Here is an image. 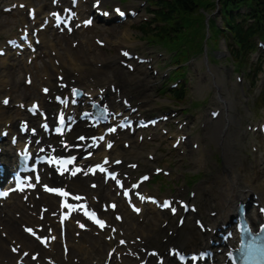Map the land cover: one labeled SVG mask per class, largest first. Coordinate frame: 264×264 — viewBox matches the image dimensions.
Segmentation results:
<instances>
[{"label": "bare ground", "instance_id": "1", "mask_svg": "<svg viewBox=\"0 0 264 264\" xmlns=\"http://www.w3.org/2000/svg\"><path fill=\"white\" fill-rule=\"evenodd\" d=\"M31 1V0H28ZM40 3H43L42 6L49 5V0H40ZM29 4V3H27ZM18 11V9H17ZM38 15V14H37ZM43 16V15H41ZM41 19V18H40ZM44 45L45 46H54L56 43H60L61 40L67 41V38H60L56 37V42L50 41L47 39L46 35H43ZM87 40H85L86 42ZM88 48L84 47L83 50L87 52V56L84 54V51L81 49L75 50L73 54H71V49L67 48V56L60 57V67L63 69V71L71 78H74L75 80H78L80 82L86 83L91 82L92 84L94 81L97 83H101V86L103 85V81L105 79V76L107 74L117 75L120 77V81H122L126 86L129 84V87L131 84L138 79L141 78H148L147 73L142 70H137L135 72V75L125 73L123 70L119 69V66H116V60L117 58L120 59V57L111 54V56H93L88 58ZM91 60H100L102 64L100 65V69L105 73L104 77L99 78V75L97 74V71L100 69L93 68L91 71L86 70V65L91 64ZM19 65L20 67H24V65L19 60H12L11 58H3L0 59V83H2L5 86H8L10 84L14 85L12 81V76L14 75L13 65L14 64ZM55 70V67L49 64H46L45 68L41 70L43 74H47L49 78H51L52 72ZM98 75V77H97ZM90 80V81H89ZM38 83H33V89L31 93L25 94L24 97L33 98L37 96L38 86L39 83L44 82L41 77L37 80ZM121 82V83H122ZM122 83V84H123ZM51 85H53V82H51ZM4 91V89H3ZM127 91V90H123ZM116 97V95H113ZM219 99H225L224 105H225V115L224 117L219 121L216 120L214 123L206 121L205 126L207 129L206 135L210 136L212 139H214L216 142H221L223 145V149L225 150V158L223 159L224 165H225V171L226 174L229 175L228 179L223 180L217 187V191L215 192V198L213 201H210V205H217L218 213L214 218H208L207 220L211 222L213 225L217 221L224 220L229 212L231 211L233 204L235 202V198L240 194L241 191H246L247 188H257L262 192V196L264 199V189L260 187V183L258 181V174L256 172L251 173L250 171H247L245 166L241 164V162L235 158L233 155V152L236 150L235 147L233 150H231V144L233 142V137L230 139L229 134L225 133L224 136H221L222 133V127L229 123V126L237 121L236 115L233 114V102L232 99H230L226 95L220 94L218 92ZM42 103H44V98H38ZM146 97H141V99L137 98L139 105L146 104V100L148 101L146 104V107L151 106V101L146 99ZM45 108H48V105H43ZM230 109V110H229ZM230 112V113H229ZM9 110L5 109L0 105V122L5 123V121H11L9 117ZM16 114L20 116V112L17 111ZM14 124H10V127L13 128ZM136 145V144H135ZM136 148H139L136 146ZM114 149H119L118 145H115ZM119 152L122 155L126 154V151H115ZM198 153V154H197ZM197 154L196 157V163L201 162V158L203 157V151L194 153V155ZM74 182H82V180L77 179L73 182H69V185L72 186ZM76 186V184L74 185ZM96 194L99 195L101 198L104 197V190L103 186L101 185L99 189L96 191ZM42 201L45 203H48V200L45 198H42ZM32 203L35 204L34 201ZM13 211L19 212L20 217L15 218L13 215ZM165 216H163V219ZM158 217L155 216L154 222L152 227L155 229L156 235H161L163 233V229L157 228V221ZM33 218L27 215V209L25 206L21 203H18L16 201H8L3 208L0 209V224L4 226V230L7 232L6 239H3L1 236L0 231V263L3 260H7V262H12L15 259V256L12 255L7 250V243L11 239H15L17 242L22 244V247L27 249L30 248L33 242L26 238L21 232L19 225L21 222L25 221H32ZM125 227H130L125 229V233L127 235H130L133 230H136L133 228V224H125ZM137 231V230H136ZM140 234H142L145 239L153 238V235L150 231L139 229L138 230ZM163 236V235H162ZM211 236L210 234L207 235H201L198 233L196 229H191L190 231H183L181 230V233L179 235V232H176L175 238L181 246H188V244L193 243V239L197 237V239H204L206 237ZM169 239V236L166 237V240ZM68 240L70 242L69 246V252L67 256H80L81 253L87 254L85 259L88 260L91 257L92 251L96 250V244L94 241L90 240L89 238L83 239V244L77 245L74 243V241L71 239L70 236H68ZM103 246L107 244H102ZM83 246L85 248L83 249ZM97 252L101 255L105 254V251L101 252L100 249H97ZM54 256L55 258L59 259L60 257H63L61 253H58L57 244L54 243L53 246L50 249V252L41 251L40 259H43V256ZM25 264H29V262H26Z\"/></svg>", "mask_w": 264, "mask_h": 264}, {"label": "snow or ice", "instance_id": "2", "mask_svg": "<svg viewBox=\"0 0 264 264\" xmlns=\"http://www.w3.org/2000/svg\"><path fill=\"white\" fill-rule=\"evenodd\" d=\"M95 3H96V6L99 7L100 0H95ZM20 7H24V5H20ZM115 12H116L119 16H121V17H124V16L126 15L125 11H123V10L120 9L119 7H117V8L115 9ZM102 14H103V15H109V13H107V12H104V13H102ZM33 15H34V13H33ZM53 15L56 16V20H57V24H58V25H59L60 23H62V21L60 20V15H59V13H53ZM84 24H85V26H91V25L93 24V21L89 19V20L84 21ZM77 27H79V25H77ZM62 30H63V29H62ZM67 30H68V31H71V30H72L71 25H68ZM39 42H40L39 40L36 41L37 44H38ZM9 43L12 44V43H14V42L9 41ZM33 51H35V49H33ZM3 54H5V53H4L2 50H0V55H3ZM121 54H122L123 57L131 58L130 53H129L128 51H123ZM125 66H126V67H129V68L132 67L131 64H127V63H126ZM60 79L63 80V77H61ZM28 82L31 83V80L29 79ZM60 87H67V85H65V84L62 83V84L60 85ZM43 91H44L45 94H47L50 90L46 87V88L43 89ZM70 95H71L72 97H75V96L78 95V91H77V89H76L75 87H73V88L71 89V91H70ZM55 100H56L57 102H60V103H68V100H67V99H65V98H63V97H61V96H59V95L55 97ZM8 103H9V100L6 98V99L3 101V104L7 105ZM71 103H72V104H76L77 101H76L75 99H72V100H71ZM125 103H127V101H125ZM91 106H92L93 108H96V107H98V103H97V102H93ZM30 110H31L32 112H34V113L37 112V111H38V105H37V104L32 105V108H31ZM103 111H104V112H107V111H108V109H107L106 106H105V108L103 109ZM90 115H92V114L89 113V112H87V111H84V113H83V116H84L85 118H88ZM214 115H217V114L214 113ZM65 119H66L65 114H64L63 112H61L60 115H59V125H60V126H58V127L55 128L56 133H58V134H63L64 127H65ZM72 119H73V118H72L71 116H68V117H67V120H68L69 122H71ZM150 123H151V124H155L156 121L153 120V121H150ZM141 126H147V125H141ZM43 127L47 128L48 125L45 124V125H43ZM120 127H122V128H123V127H130V125H129V124H122V125H120ZM21 130L27 131V130H28V124H27V123L22 124V125H21ZM31 131H32L33 134H35L36 129L33 128V129H31ZM116 131H117V128H116V127H109V128L107 129V132H108V133H115ZM78 139H79L80 141H85V140H87V139H89V138L86 137V136H84V135H80V136L78 137ZM91 139H92L94 142L97 141V140H99V141H103V140H105V137H104V136H100V137H98V138H97V137H91ZM13 142L15 143V139L13 140ZM178 145H179V141H177L176 146H178ZM93 146H96V145L94 144ZM63 147H64V149H68L69 147H71V145H69V144L66 143V142H63ZM107 147H108L109 149H111V148L113 147L112 142H109V143L107 144ZM39 151H40V152H43L44 149L41 148V149H39ZM88 155L90 156V155H91V152H89ZM85 158H87V157H85ZM36 159L38 160V159H40V158H39V157H36ZM76 159H77V158H76L75 156H70V157L67 158V159H64V158H62V157H57V156H50V157H48L47 160H46V165H54V166H55V171H56L57 173H59L60 175H63L65 172L70 171L67 167H64V165L72 164ZM108 163H109L108 159L105 158V160H104V162H103V165H107ZM115 163L120 164V163H122V161L117 160V161H115ZM103 165H102V164H96L95 166L88 168L86 171H85L84 169H81V168H79V167H76V168H74L73 170H71V175H72V176H76L78 173H81V172H83V174H85V175H87V174H89V173H91V174H96V172L99 171V172H101V173H106L109 179L114 180V181L116 182V184H118L121 188H123V187H124V184H123V182H122L120 179L117 178V174H116L115 172H110L109 169L106 168V167H104ZM131 167H136V165H131ZM31 171H32V172H36V169L33 168ZM155 171H156L157 174H159V173H161V172L163 171V169H159V168H158V169H156ZM165 174H167V173H165ZM140 179H141V183H142V182H144V181H148V180H149V176H148V175H144V176L141 177ZM34 180H35V183L32 182V181H33V176H32V175H29V176L27 177V181H26V182H25V181H18L17 183H18L20 186H19L18 188H16V189H13V190L24 191V185H25V183H26V186H27V187H30V188H33V189H34V188L36 187V184L41 182V176L37 173V174L34 176ZM92 186H93V187H96L95 184H93ZM140 186H141L140 183H134V184L131 185V188L136 189V188H139ZM44 189H45L47 192H49V193L55 194V195H57L58 197L63 198V200H62V205H61V206H62L63 208L68 209L69 211H68V213H66V214L62 217L61 222H63V219H67V218L71 215L72 210H75L77 213H82V216H83V217L87 218V220L92 221V222H93L94 224H96L99 228L104 229V228L107 226L105 220H103L102 218H100V217L98 216V214H97L96 211L89 210V206H88L86 203L76 204V203H71V202H69V198H71V200H73V201L80 202V201H84V200L86 199V197H84V196H82V195H79V194H75V195H73L70 191L65 190L63 187H50V186H48L47 184H44ZM3 195H4V196H7L8 193H4ZM124 195H125L126 197H129V191H125V192H124ZM137 195L139 196V199L142 200V201L145 200V199H148V200H151L153 203H158V204L160 205V207H162V208H169L173 214H175L176 211H177V207H176V206H173L174 201H172V200H164V201H162V202H159V201H156V200H155L154 198H152V197H147V198H146V197H144V196H142V195H139L138 193H137ZM129 203L131 204V198H130V197H129ZM175 204L179 205L180 207H182V208H183L184 210H186V211H188V210H194V208H190V206H189L187 203H185L184 201H175ZM116 207H117V205L114 204V203L111 205V208H112L113 210L116 209ZM132 207H133V210L136 211L137 213H139V212L141 211V209L138 208V207H136L134 204H132ZM116 219H121V217H120V216H117ZM77 223L79 224V227H80L81 229H85V228H86V224H85V223H81L79 220L77 221ZM181 223H183L182 220H181ZM200 223H201V226H202V222H200ZM26 231L29 232V233H31L33 236H35L36 239H38V240L41 241V243L47 244L48 239H49L48 237H43V238H41L39 235H37L36 232L33 231L32 228H26ZM113 231H115V229H113ZM51 239H55V237H51ZM120 243H121V244H124L125 241H124V240H121ZM13 251H18V249L14 248ZM109 255L111 256V254H109ZM150 255L158 256L159 254L156 253V252H153V253H151ZM203 255H204L203 253L201 254L200 257H197L196 255H193V256L191 257V260H192V261H196V260L202 258ZM23 256H24V257H28V256H29V253L24 252V253H23ZM36 258H37L36 256H32V257H31V259H33V260H35ZM180 259L182 260V259H184V257H180ZM21 264H23V261H21ZM159 264H163V261H160Z\"/></svg>", "mask_w": 264, "mask_h": 264}, {"label": "rangeland", "instance_id": "3", "mask_svg": "<svg viewBox=\"0 0 264 264\" xmlns=\"http://www.w3.org/2000/svg\"><path fill=\"white\" fill-rule=\"evenodd\" d=\"M209 17L212 18V15H209ZM207 21H208V15H207V17L205 19V23H207ZM126 30H128L131 33L129 37H126V40H125L126 42L133 41L135 43L145 44L144 41H142L140 38H137L138 32L136 30H134L132 27H127V28L124 27V28L120 29L119 31H121L123 33ZM203 32H204V35L206 36V33H207L206 27L203 29ZM121 35L122 34H119L118 36L120 37ZM112 37L113 36L111 34H109V38L108 39H112ZM204 44H205V40H204ZM97 52H98V54L101 53L100 50H98ZM104 53L108 54V51H105ZM214 54H216V57L214 56V59L221 58L223 60H219L218 62H224L225 56H219V54H220L219 49L214 51ZM209 58H210V61L213 59V57L211 55H209ZM195 60H196V64H195L196 69H194V71L192 73V77L194 79H195V76H196V72L200 73V72L204 71L206 69V66H208V64H209V62H207L205 60V56L203 54L197 55ZM252 70H253V72H258L257 69L256 70L252 69ZM218 74H219V77L226 82L227 88L234 94L235 107L237 108V110L240 113H241V111L245 112V110H246L245 109L246 108V104H245L246 99L248 98L249 102L252 103L255 100L256 91H252V93L249 95V97H246V99H245V98H243L242 93H241V91L238 88H233L232 87V84L234 83L232 81V76L222 75V74H220V72H218ZM197 86H195L194 89L189 91V93H188L189 100L190 101L191 100H194V101L195 100H199L202 97V95H198L197 93L199 91H204V92H206L205 95L208 96L209 101L213 102L214 96H215V90L212 87L211 79L207 78V79H205V81L201 85H197ZM144 87L148 88V90H147L148 93H152V94H154V96H157V94H158L157 89L153 88V90H152L151 89L152 87H150V85H144ZM259 112H262V110L259 109ZM234 130H235V134H236V129H234ZM205 148L207 150H209L211 153L214 152L213 148L218 149L216 145H214L212 147H211V145H208V146H205ZM241 152H244V150L241 149ZM180 166L186 172L197 173L196 168L194 166H192L189 161L185 162V163H181Z\"/></svg>", "mask_w": 264, "mask_h": 264}, {"label": "trees", "instance_id": "4", "mask_svg": "<svg viewBox=\"0 0 264 264\" xmlns=\"http://www.w3.org/2000/svg\"><path fill=\"white\" fill-rule=\"evenodd\" d=\"M195 3H196V0H183L182 4H184V6H181V9L183 8L184 10L194 11L197 6L195 5ZM178 5H180V0H175L173 3L170 4V7L178 8Z\"/></svg>", "mask_w": 264, "mask_h": 264}]
</instances>
